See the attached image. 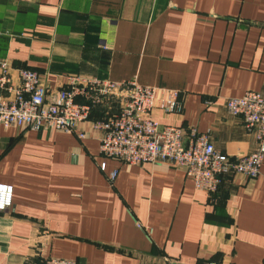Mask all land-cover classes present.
<instances>
[{"label":"crops","instance_id":"1","mask_svg":"<svg viewBox=\"0 0 264 264\" xmlns=\"http://www.w3.org/2000/svg\"><path fill=\"white\" fill-rule=\"evenodd\" d=\"M0 60L51 90L81 76L179 91L182 113L157 121L236 159L256 136L226 101L264 92V0H0ZM100 137L91 122L0 128V183L14 190L0 264H264V162L211 196L175 166L103 158Z\"/></svg>","mask_w":264,"mask_h":264},{"label":"built area","instance_id":"2","mask_svg":"<svg viewBox=\"0 0 264 264\" xmlns=\"http://www.w3.org/2000/svg\"><path fill=\"white\" fill-rule=\"evenodd\" d=\"M226 108L256 136L255 150L236 159L216 150L211 136L197 128L186 132L157 121L158 115L182 113L179 91L145 87L134 80L112 82L81 76H66L61 88L51 90L41 83L37 71L0 60V128L73 134L80 123L91 122L93 130L101 133L103 158L126 165L175 166L184 170L197 190L211 196L230 176L257 179L264 162V92H246L241 98L228 99ZM78 137L84 139L85 135ZM100 170L106 172L105 163ZM117 176L118 171L110 173V182ZM13 194L12 186L0 183V213L13 207ZM44 264L80 263L51 258Z\"/></svg>","mask_w":264,"mask_h":264}]
</instances>
